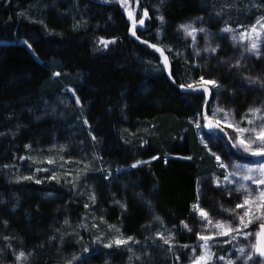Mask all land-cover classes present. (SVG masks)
<instances>
[{"label":"trees","instance_id":"16d2710c","mask_svg":"<svg viewBox=\"0 0 264 264\" xmlns=\"http://www.w3.org/2000/svg\"><path fill=\"white\" fill-rule=\"evenodd\" d=\"M130 4L136 18L145 10L149 13L144 28L135 29L139 40L129 31L127 12L111 0H0V264H16L14 253L20 251L31 253L25 264H66L74 255L81 259L73 264H128L116 248L96 250L95 239L104 245L110 231L146 246L137 263L172 264V255L155 241V233H173L177 244L186 243L181 221L187 223L194 212L198 179L216 169L187 121L198 113L209 114L216 100L237 116L246 115L252 101L264 106V87L255 84V89L242 90L238 78L243 75L233 67L212 69L221 86L212 97L202 89H181V84L203 75L192 61L190 38L179 30L187 21L200 22L209 33H217L225 20L252 24L264 15V0ZM158 15L164 16L163 24ZM101 37L116 42L104 49L98 44ZM142 40L164 49L175 83L160 53ZM253 67L255 77L264 80V60ZM65 85L80 99L103 164L115 171L137 161L147 163L116 179L97 175L93 185L79 183L78 188L73 186L75 179L67 180L64 169L41 162L48 171H36L34 155L68 145L70 128L78 125L75 108L60 118L50 114L49 106ZM204 128L221 134L225 148L238 155L227 130ZM53 175L59 183L49 179ZM26 176L33 179L17 182ZM86 217L89 222L83 227ZM85 247L89 252H83Z\"/></svg>","mask_w":264,"mask_h":264},{"label":"rangeland","instance_id":"374dc122","mask_svg":"<svg viewBox=\"0 0 264 264\" xmlns=\"http://www.w3.org/2000/svg\"><path fill=\"white\" fill-rule=\"evenodd\" d=\"M108 1V0H106ZM112 2L118 4L122 10L125 11L123 7H121L118 0H111ZM128 9L130 11H133L134 18L138 21L140 18L135 17V10L132 8L130 4V0H128ZM260 17H264V15L258 16L252 24H245L244 21L239 20L235 21L233 19L225 20L224 27H231L234 29V32L231 33H224L221 32L220 28L217 33H209L207 31L208 39H205V33L197 32L196 33V42L193 43V40L189 36H185L182 30L181 33L183 34L184 38L189 39L190 38V48H191V57L192 61L194 62V66L197 68H200L202 70V75L209 80H217V75L212 72V69L221 68L223 66L228 67L231 69L232 67H229L230 64H235L236 61H240L241 66L239 68H235L238 73H241L240 78H238V85L242 90L247 89H255V84H248L244 77H255L254 67L250 68L251 65L257 63L260 60H264V43H261L260 51L261 55L259 58L256 56L250 55L244 51L245 47L248 46V41L244 40L240 42V33L245 31H250L251 26L256 23L257 19ZM142 18V17H141ZM192 23L193 27L195 28H201L203 25L200 22L197 21H187L184 24ZM138 27H143L137 24ZM204 28V27H203ZM257 30L261 32V41H264V29L260 28V25H257ZM235 35L237 37V42H234L232 40V36ZM216 45H219V48L217 50L216 54H211L209 52H204L203 49L208 46L215 47ZM199 51L200 55L196 56L194 53L195 51ZM215 66V67H214ZM214 67V68H213ZM216 72V70H215ZM54 77H58L55 76ZM218 82V81H217ZM209 92L212 95H215V87H212L211 85L208 86ZM247 88V89H246ZM68 89H72V91H68ZM223 92V91H221ZM74 93V90L71 86L65 85L63 87L58 95L54 98L52 101L50 107V114L53 117L60 118L62 112H65L68 109L75 108L77 110V116H75V123H78L76 126L75 124L72 125L71 133H70V142L68 145L64 146H58V147H50L48 150L51 151L47 154H35L34 155V164L33 166H36V168H45L46 165L50 168L56 169H64V173H68L69 175H66V178L68 181H72L75 179L76 181L74 184L76 185L75 188H78L80 184L91 186L94 184V181L96 180V176L99 175L102 177H108L111 179H116L118 175L122 174L123 172L131 169H117L115 171L111 170L110 167L103 164L99 157L97 152V146L95 144V141L92 139V135L87 127V125L84 123V119L82 116V110L80 107V104L78 105L76 103V96ZM222 97H224L222 95ZM220 102V97L218 99ZM251 104L246 110V115L242 114L241 116H237L236 113L230 114L231 122H240L241 127H249L247 120L253 119L255 124H260L261 120L264 119V106L261 108V112L257 113L255 117L252 116L251 113H249V109L256 107V101H252ZM209 106V105H208ZM221 107V103H214V106L211 105V108L209 107V114L211 115L210 111L215 107ZM219 118H222L223 113L217 114ZM197 119V117H194L187 121V124L194 129L196 132L200 143L205 147L207 152L209 153L210 157L213 160V163L215 166V171L211 173L210 175L206 177H201L198 179L197 182V197L199 194V204L200 206L209 213V216L215 221V220H225V219H233L229 215L228 212L224 211L223 209H235L236 203H241L243 200V194L242 193H236L234 190L238 186V184L241 182L239 180V176H232L231 173L236 171L235 168L232 167V165H242V166H248V167H256L260 163H264V157H254L250 154H246L243 152L242 149L234 148L236 153H232L230 151V148H225L224 143L225 140L219 134L218 132L214 131H205V128L199 127L197 128L195 126L194 121ZM223 126V122H222ZM79 128H82L81 131ZM225 130L229 132V135L231 137H234L236 134L230 129L225 127ZM232 143V141H231ZM227 144V143H226ZM219 155L221 157V161L227 166L226 168H221L218 165V162L215 159V155ZM176 158V157H173ZM48 160H53L54 163L49 164L47 163ZM41 162H45L46 165H41ZM144 163L139 164L137 167L143 165ZM87 166V167H85ZM73 173L77 175H72ZM72 175V176H70ZM83 175V176H81ZM228 176L231 183L228 181H225L224 177ZM219 181V187L214 181ZM71 182V183H72ZM80 183V184H79ZM250 186L252 190L256 189V185L251 184L250 181L244 182ZM73 184V185H74ZM199 189V193H198ZM231 193V194H230ZM242 209H236V212L242 213ZM87 217L83 223V227L87 224L85 222L87 221ZM235 223L238 224V219L235 220ZM187 224L192 229L191 232L186 230L184 227H182L181 232L182 235L185 236L186 239V245H189V248L183 249L181 244L176 243V236H174L173 244L176 245L174 247V251L178 253L181 257V264H190V257L192 256V247H196L197 249V255L200 252L199 245L203 243V241H199L197 239V232H202L203 234H209L208 231L204 230L203 225L206 224V221H202L197 213L193 212L190 219L187 221ZM259 223H255L253 225H250L248 229H244V231H250L255 232L256 225ZM211 231H216L215 229H211ZM158 232V231H157ZM156 232V233H157ZM174 232V231H172ZM155 233V241L160 240L157 238ZM173 234V233H171ZM174 235V234H173ZM236 238L232 239L231 236L229 237H219L217 236L215 240L210 241V251L213 253V264H225V261H220L218 257L224 256L225 259H232L235 264H245V259L247 253L251 251L250 245L253 243V237L254 235L250 236L248 239H245L243 235L241 234H235ZM120 237L116 231H110L108 234V240L106 243L114 240L115 238ZM167 237V236H165ZM148 239V237H147ZM97 246L96 250H102L103 244L100 246L102 242L95 239ZM227 241V242H225ZM161 244H163V241L160 240ZM105 243V244H106ZM183 244V245H185ZM164 245V244H163ZM128 247L132 249L131 252L128 251ZM165 249H167V245H165ZM244 248V254H241L237 249L238 248ZM105 248V247H104ZM115 253L120 252L124 255V257H127L128 264H139L137 263L139 259H136L137 256H140V253L143 252L146 248V246L142 245L141 243H134L132 241L129 242L128 246H120L117 247L115 244H113L112 248H107L102 251L114 249ZM154 249V248H153ZM169 254V253H168ZM129 257H132L131 260H129ZM256 261H258L255 258ZM172 264H175L174 259L172 260ZM249 264H253V262H249Z\"/></svg>","mask_w":264,"mask_h":264},{"label":"snow or ice","instance_id":"6c2138e0","mask_svg":"<svg viewBox=\"0 0 264 264\" xmlns=\"http://www.w3.org/2000/svg\"><path fill=\"white\" fill-rule=\"evenodd\" d=\"M121 7L125 9L128 15V19L132 21V27L129 29L131 34L135 36L138 40L140 39L139 36H136V27L137 24L140 26H143L145 23V18H148L149 13L147 10L144 11L143 17L140 18L138 21L133 16V11H130L128 9V0H118ZM161 3H163V0H161ZM159 11V9H157ZM220 13H217L219 15ZM157 19L160 21L161 24L164 23V16L158 15ZM202 20V18H199ZM42 23V21H41ZM257 25H260L261 29H264V17H260L257 19L256 23L251 26L250 31H245L240 33V42L247 40L248 46L245 47L244 51L250 55L256 56L257 58L260 57L261 51V43H264V41H261V32L257 30ZM75 27H79V25H76ZM179 30H182L185 36H189L192 38L193 43L196 42V33L201 32L205 33V39H208L207 30L203 27L201 28H195L193 27L192 23L187 24H181L179 25ZM224 33H231L234 32V29L231 27H224L220 30ZM159 35V31L157 33ZM232 40L234 42H237V37L233 35ZM115 39L107 40L104 38H100L98 41V44L102 46L104 49H107L109 44L115 43ZM25 44H27V41H24ZM141 43H145L148 45L149 48L154 49L156 52L160 53V56L162 57V61L164 64L165 70H169V58L164 54V49L157 46L156 44L148 43L147 41H141ZM29 48H31V45H28ZM219 48V45H216L215 47L208 46L203 49L204 52H209L211 54H216L217 50ZM168 52H171L172 49L168 48ZM196 56L200 55V52L197 50L194 53ZM179 55V53H178ZM241 66L240 61H236L235 64H230L229 67H235L239 68ZM55 76H59L60 73L56 72L54 73ZM169 78L173 79V83H175V80L173 78V75L171 71L169 70ZM245 81L248 84H258L261 87H264V80H261L259 77H244ZM211 85L212 87H221L219 83L212 79H206L204 76H201L198 80L194 81L193 83H189L187 85L181 84V89H191L192 91H199L202 89L203 93L205 95L208 94L209 88L208 86ZM68 91H72V89H68ZM75 94V93H73ZM76 103L80 104V99H76ZM205 104H208V101H205ZM261 112L260 107H253L249 109V113L252 114L253 117L256 116L257 113ZM218 113H223L222 118L218 117ZM223 122V126H222ZM84 123L87 125L88 121L85 119ZM195 126L197 128L199 127H206L209 130L219 129L221 132H224V128H230L236 135L234 137H231L232 141V147L242 149L244 153L250 154L254 157H264V119L261 120L260 124H255L253 119H248L247 123L249 127H241L240 122H231L230 117V111H225L222 107H215L212 109L211 115H208V113L205 111L204 113H198L197 119L194 121ZM225 135H229L227 132H225ZM93 141L96 140L95 136H92ZM144 143H147L146 141ZM26 148L29 147L28 145L25 146ZM207 147V145H205ZM213 155H215L213 153ZM20 159H25L24 157H20ZM153 160L157 159V157H152ZM187 159H191V157H187ZM215 159L218 162L219 167L226 168L227 166L221 161V157L219 155H215ZM47 163L52 164L54 163L53 160H48ZM141 163H147V161L141 162L137 161L136 163H133L131 165L132 168H136ZM7 167V165L5 166ZM87 167V166H85ZM233 168L236 169V171L232 172V176H239V180L241 181L238 186L235 188L236 193H242L243 194V200L241 203H236L235 209H223L224 211L228 212L233 219H225V220H213L207 211H205L199 204V194L197 197V203H194L191 207L195 213L198 214L200 219L202 221H206V224L203 225L204 230L208 231L209 234H203L202 232H197V239L199 241H203L199 245L200 252L197 255V249L196 247H192V256L190 257V264H213V253L210 251V241L215 240L217 236L219 237H229L231 236L232 239L236 238L235 234H241L245 239H248L250 236H255V242L250 245L251 251L247 253L245 264H249V262H253V264H264V163L258 164L256 167H248V166H242V165H232ZM36 171H48V169H37ZM67 175V173H66ZM108 177L106 176L105 179ZM20 179L23 180H32V176H26L22 178H18L17 182H19ZM49 179L57 180L59 183L60 180L55 175L49 177ZM225 181L229 180L228 176L224 177ZM250 181L251 184L256 185V189L252 190L250 186L244 182ZM42 181L40 179H36L35 183L40 184ZM217 186L219 187V181H214ZM75 187V184L73 185ZM199 193V189H198ZM231 194V193H230ZM90 199L95 202V194L93 193L90 197ZM85 208H88L89 205L86 203L84 205ZM121 207H124V205H121ZM236 209H242V213L236 212ZM103 218L101 217V220ZM156 220H159L160 218L157 216L155 217ZM239 221L238 224L235 223V220ZM67 223V221L65 222ZM255 223H259V228L255 232L250 231H244V229H248L250 225H253ZM181 224L183 227L188 230L189 232L192 231V229L189 227L187 223L184 221H181ZM5 225H7V221H5ZM93 228L97 227L95 224L92 225ZM211 229H215L216 231H211ZM119 231V229H117ZM156 236L158 239L163 241L164 245H167V249L165 250L167 253L171 254L175 264H181V257L178 253L174 251V247L176 245L173 244L174 241V235L169 233L167 237L163 233L157 232ZM5 240H8V237H4ZM132 241L134 243H139L138 241H134V238L129 236L126 239L122 237L115 238L114 240L104 244L103 246L105 248H112L113 244L115 246H128L129 242ZM227 242V241H225ZM155 243V241H154ZM9 248H11V245H8ZM183 249L189 248V245H182L180 246ZM241 254H244V248H238L237 249ZM2 249H0V254H2ZM128 251L131 252L132 249L128 247ZM84 253L89 252V248L85 247L83 249ZM31 255V253H25L24 251H20L19 253H14L15 256V262L16 264H25V262L28 260V257ZM144 255H148L147 252L144 253ZM259 257V261H256L255 258ZM141 257L137 256L136 259H140ZM81 258L79 256H73L72 260H69L66 262V264H73V261L80 260ZM132 257H129V260H131ZM220 261H225V264H235V262L232 259H225L224 256L218 257Z\"/></svg>","mask_w":264,"mask_h":264},{"label":"water","instance_id":"95a60500","mask_svg":"<svg viewBox=\"0 0 264 264\" xmlns=\"http://www.w3.org/2000/svg\"><path fill=\"white\" fill-rule=\"evenodd\" d=\"M214 130L220 131L219 129H214Z\"/></svg>","mask_w":264,"mask_h":264}]
</instances>
